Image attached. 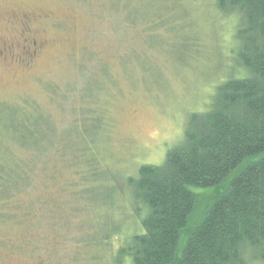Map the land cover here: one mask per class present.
<instances>
[{"label":"rangeland","instance_id":"374dc122","mask_svg":"<svg viewBox=\"0 0 264 264\" xmlns=\"http://www.w3.org/2000/svg\"><path fill=\"white\" fill-rule=\"evenodd\" d=\"M237 19L215 0H0V51L41 49L28 67L0 54V167L28 182L0 186V264H116L144 233L129 179L236 75ZM12 110L48 121L40 149L7 129Z\"/></svg>","mask_w":264,"mask_h":264},{"label":"trees","instance_id":"16d2710c","mask_svg":"<svg viewBox=\"0 0 264 264\" xmlns=\"http://www.w3.org/2000/svg\"><path fill=\"white\" fill-rule=\"evenodd\" d=\"M215 6L238 17L236 75L218 85L205 112L188 117L183 140L161 166L144 165L129 179L146 211L144 233L127 242L116 264L126 258L133 264H264V0H215ZM86 92L83 99L94 101L95 93ZM88 114L83 123L104 125L101 116ZM44 123L36 114L19 121L14 110L5 119L33 149L41 148L44 130L52 131ZM23 178L28 185L14 169L0 167V186Z\"/></svg>","mask_w":264,"mask_h":264},{"label":"flooded vegetation","instance_id":"af4514ba","mask_svg":"<svg viewBox=\"0 0 264 264\" xmlns=\"http://www.w3.org/2000/svg\"><path fill=\"white\" fill-rule=\"evenodd\" d=\"M4 46L5 47H4L3 51L8 52V54L10 55V58H12V56L15 52L22 49L23 55H25V58H20L19 60L21 61L22 64H25L26 67H28L32 64V59L34 58V56L36 57V55L39 53L38 51L41 50L38 47L37 42H32L31 44L25 45L23 48L18 47L14 42L10 45L4 44ZM28 46H30V47H28ZM33 47L35 48V50L33 52H29L30 49ZM3 51H0V54H5V52H3ZM27 53H28V55H26Z\"/></svg>","mask_w":264,"mask_h":264}]
</instances>
